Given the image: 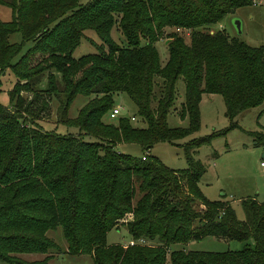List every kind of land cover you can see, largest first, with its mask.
Here are the masks:
<instances>
[{
	"label": "trees",
	"instance_id": "trees-1",
	"mask_svg": "<svg viewBox=\"0 0 264 264\" xmlns=\"http://www.w3.org/2000/svg\"><path fill=\"white\" fill-rule=\"evenodd\" d=\"M252 2L0 0L9 12L0 20V73L14 78L7 104H0V262L47 264V253L58 246L46 231L59 228L64 252L87 255L91 264H264V200L240 199L244 218L238 220L227 201L206 199L197 185L205 167L195 149L227 128L185 142L182 169L147 154L157 142L173 143L197 130L201 94L221 97L228 129L236 127L238 113L262 102L263 48L209 28ZM113 27L121 44L110 36ZM84 30L99 40L96 53L74 59ZM14 33L19 41L9 42ZM162 36L167 56L160 63L153 44ZM24 42L31 45L12 62ZM178 78L183 93L177 114L186 124L168 127ZM116 93L131 101L142 127L126 116L101 120ZM76 95L87 100L67 117ZM50 99L57 102V123L75 127L78 135L37 125ZM248 133L255 145H264V130ZM121 142L138 145L142 155L116 152ZM119 226L129 239L148 244H106V232ZM204 236L243 245L222 252L168 250ZM30 253L46 255L31 261L18 256Z\"/></svg>",
	"mask_w": 264,
	"mask_h": 264
},
{
	"label": "rangeland",
	"instance_id": "rangeland-1",
	"mask_svg": "<svg viewBox=\"0 0 264 264\" xmlns=\"http://www.w3.org/2000/svg\"><path fill=\"white\" fill-rule=\"evenodd\" d=\"M87 0H78L79 4ZM253 4L238 7L232 12L226 14L219 22L211 25V30H223L229 37L243 41L249 46H261L264 50V0H253ZM9 12L6 8L0 7V20H7ZM235 22L238 29L235 27ZM168 29H164V34ZM84 39H81L78 45L71 52V57L76 59L85 54H94L96 49L94 44L99 40L90 30H84ZM187 41V32H179ZM111 38L118 44L123 42L119 32L115 27L110 29ZM164 37L154 42V47L158 54L160 63L166 59L167 52L164 44ZM9 42H18L17 33L8 36ZM30 42H24L19 52L12 58L15 61L29 46ZM45 73L39 79L38 87H43ZM14 78L7 71L0 73V104H7L6 91L11 87ZM175 98L173 104L166 114V124L168 127H183L186 124V118L179 119L178 110L182 102L183 83L180 78L174 86ZM22 96L28 99V93H22ZM86 97L76 95L67 109V117H73L78 108L85 103ZM112 106L119 109V113L114 118H109L107 113L101 120L105 123H114L117 117L132 116L134 119L130 123L134 127L144 125L135 115V107L131 101L123 94L116 93L112 96ZM47 110L39 115L37 125L42 130H52L58 134L78 135V131L73 126H65L57 123V102L50 99ZM199 125L196 131L175 140L173 143L157 142L147 152L158 159L163 165L171 169H182L185 167V159L182 151V145L192 139H198L208 134L226 129L223 135L213 136L208 144H202L195 149L194 157L198 159L205 167V171L198 180V187L202 195L208 200L227 201L233 209L235 218L242 220L243 211L239 200L246 197H253L256 201L264 200V177L262 173L264 168L259 167V162L264 161V145H255L248 132L264 130V99L253 108H248L238 113L233 118L236 127L229 128V121L224 116V107L222 99L218 94H202L198 103ZM86 142L95 141L90 136H81ZM116 152L139 157L142 155L138 145L134 143H117L114 147ZM195 207L198 206L195 204ZM46 235L51 238L58 246V251H49L51 257L47 264H91L87 255H68L64 252L65 242L60 235L59 228L46 231ZM129 236L124 226L116 229H110L106 232V244H124ZM249 242V241H248ZM250 243V242H249ZM150 245H156L155 241L149 242ZM243 243L234 240H221L211 236H204L198 241L187 244H172L168 250L182 249L184 251H236L242 248ZM46 254H18L26 261L39 260ZM0 264H3L0 262Z\"/></svg>",
	"mask_w": 264,
	"mask_h": 264
},
{
	"label": "built area",
	"instance_id": "built-area-1",
	"mask_svg": "<svg viewBox=\"0 0 264 264\" xmlns=\"http://www.w3.org/2000/svg\"><path fill=\"white\" fill-rule=\"evenodd\" d=\"M176 31H178L176 29ZM119 113V109L117 107H111L110 110L108 111L107 115L109 118H114L117 114ZM130 121H132L134 118L132 116H129L128 117ZM141 159H143V157H141ZM259 167H262L264 168V161H260L259 162ZM262 176L264 177V172L262 173ZM144 245V244H148L144 239H136V240H133V239H128L126 243L122 244L123 247L125 246H130V245Z\"/></svg>",
	"mask_w": 264,
	"mask_h": 264
},
{
	"label": "water",
	"instance_id": "water-1",
	"mask_svg": "<svg viewBox=\"0 0 264 264\" xmlns=\"http://www.w3.org/2000/svg\"><path fill=\"white\" fill-rule=\"evenodd\" d=\"M235 27L238 29V25H237V23L235 22ZM263 156H264V154H263Z\"/></svg>",
	"mask_w": 264,
	"mask_h": 264
},
{
	"label": "crops",
	"instance_id": "crops-1",
	"mask_svg": "<svg viewBox=\"0 0 264 264\" xmlns=\"http://www.w3.org/2000/svg\"><path fill=\"white\" fill-rule=\"evenodd\" d=\"M164 44H165V42H164ZM202 95V94H201ZM199 188V187H198ZM258 202V201H257ZM64 250H65V248H64Z\"/></svg>",
	"mask_w": 264,
	"mask_h": 264
}]
</instances>
